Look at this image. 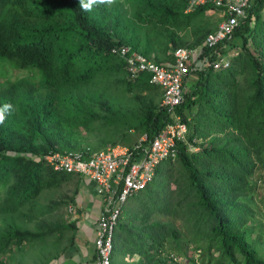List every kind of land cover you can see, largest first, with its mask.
<instances>
[{"label":"trees","instance_id":"obj_1","mask_svg":"<svg viewBox=\"0 0 264 264\" xmlns=\"http://www.w3.org/2000/svg\"><path fill=\"white\" fill-rule=\"evenodd\" d=\"M187 1L122 0L126 10L98 4L86 12L79 0H23L18 11L0 14V59L30 75L10 80L0 64V107L12 105L0 124V256L11 246L60 240L68 229L51 219L68 201L37 209L43 191L71 177L53 171L46 156L73 151L87 160L107 144L131 146L135 135L150 142L171 122L149 74L129 75L110 50L126 44L165 67L174 49L203 48L218 25L188 33L212 8L186 15ZM263 13L264 0H251L233 34L204 50L209 62L238 50L228 68L206 65L185 78L188 90L174 109L185 141L126 202L112 264L120 253L138 256L134 264H264ZM32 222L40 232L26 227Z\"/></svg>","mask_w":264,"mask_h":264},{"label":"built area","instance_id":"obj_2","mask_svg":"<svg viewBox=\"0 0 264 264\" xmlns=\"http://www.w3.org/2000/svg\"><path fill=\"white\" fill-rule=\"evenodd\" d=\"M251 0H188L185 14H193L203 7L217 11L220 18L217 29L209 34L203 48H176L173 50V64L159 66L138 53L127 58V70L131 75L146 72L150 82L162 90L161 107L171 117V122L147 142L142 136L131 146H108L93 153L84 160L82 153H52L45 160L55 172L77 175L95 183L96 193L102 206L96 222L94 249L96 264H112L113 237L115 228L128 199L144 190L153 180L156 167L168 157H174L175 145L185 141L187 126L174 114V109L183 102L185 78L190 70L209 65L213 70L228 68L230 60L221 58L209 62L203 56L204 50L215 48L230 37L240 20L246 17ZM114 52H116L114 50ZM128 48L122 47L120 55L127 57ZM192 149V145H188ZM195 150V149H194Z\"/></svg>","mask_w":264,"mask_h":264},{"label":"crops","instance_id":"obj_3","mask_svg":"<svg viewBox=\"0 0 264 264\" xmlns=\"http://www.w3.org/2000/svg\"><path fill=\"white\" fill-rule=\"evenodd\" d=\"M70 176L67 183L62 184H72L70 193L62 198L63 201H68L67 205L51 212L52 220L68 225L62 239L45 238L30 244L23 243L22 247H16L19 254L8 257L7 261L0 257V264H96L95 224L101 210L102 200L96 193L94 182L77 175ZM38 228L40 232L41 225L34 226L32 230L36 231ZM138 259V256L129 257L122 253L113 257L115 264H134Z\"/></svg>","mask_w":264,"mask_h":264},{"label":"rangeland","instance_id":"obj_4","mask_svg":"<svg viewBox=\"0 0 264 264\" xmlns=\"http://www.w3.org/2000/svg\"><path fill=\"white\" fill-rule=\"evenodd\" d=\"M118 2L121 4L122 0H114V2L111 5L115 6ZM121 6H122V9H124V10L127 9L126 5H122L121 4ZM131 13H132L131 9L128 8L126 16H125L126 17V25H128V20H129V17H130ZM263 18H264V13H263ZM219 22H220V18L218 16V13H217L216 10H212V9L206 10L204 12V14L202 15L200 21H198V22H197V20H192L191 21V26L190 25L188 26L189 27L188 28V33L191 30H193L195 27L202 28L205 25H207V26L209 25V27H214V26L218 25ZM180 35L182 36L183 34L180 33ZM237 54H238V50L234 49L231 52H229L227 57H225V58L230 60V58H232L233 56H235ZM3 65L5 66V68H4V71L2 73H3L4 76H7L10 79H13L15 77H20V76L27 75V72H20V71L13 70V69H11L10 66H8L5 63H3ZM2 79L3 78H0V80H2ZM187 90H188L187 88H184V91L187 92ZM131 132L134 133V131H131ZM135 137H136V139H135V141H136L139 138H141L142 135L141 136L135 135ZM108 146H111V145L107 144L105 149ZM258 186L260 187L259 188V194L261 195V199H262L264 197V192H263V189H264V174L263 173H260V175H259ZM71 189H72V184H69V185L64 184V185H62V187H59V190H45V191H43L38 196V198L36 199V202L38 204L37 209L43 210L45 208H48V205H49L48 203H50L52 201H55V200H59V199L65 198L66 194L67 193L69 194ZM260 195H258V197ZM132 206H133V202H131V203L129 202L128 203V207H132ZM46 216H47V213H45L42 216H40L39 219L42 218V217H46ZM34 224H35V222H32L31 224L26 225V227L29 228V229H34ZM186 250H189V248L186 247ZM18 252H19V250H17L16 246H13L11 251H8L7 253L1 255L0 257L3 258V260L7 261L8 257L10 258L13 255L19 254ZM196 257H198V256H196ZM182 264H186L185 261L182 262Z\"/></svg>","mask_w":264,"mask_h":264},{"label":"clouds","instance_id":"obj_5","mask_svg":"<svg viewBox=\"0 0 264 264\" xmlns=\"http://www.w3.org/2000/svg\"><path fill=\"white\" fill-rule=\"evenodd\" d=\"M22 2L23 0H0V14H3L5 13L6 11H18L19 9V6L21 7L22 5ZM114 2V0H79V4H80V7L83 11H86V12H90L92 11L93 9V6L94 5H98V4H106V5H111L112 3ZM117 5H121L119 2L117 3ZM112 6V5H111ZM188 15V14H186ZM122 47H125V48H128V55L127 57H123L122 55H120V50ZM189 49V48H188ZM114 50L116 52H114ZM173 52V51H172ZM132 53H138V52H135L132 50V48L129 46V45H126V44H117L115 45L114 47L111 48L110 50V54L115 57V58H119L120 60L124 61L125 63V70L128 72L129 75H131L129 73V71L127 70V58L129 57V55H131ZM140 54V53H138ZM142 55V54H140ZM143 56V55H142ZM144 58H146L145 56H143ZM147 60L149 61H152L154 62L155 64H157L154 60H150L148 58H146ZM2 63H5L7 64L8 66H10L7 62H3L2 59H0V64ZM158 65V64H157ZM4 66V65H3ZM5 67V66H4ZM11 67V66H10ZM11 69L13 70H16L15 68H12ZM4 70H1V73L3 72ZM18 71V70H16ZM20 72H27V71H20ZM140 73H143V72H140ZM146 73V72H144ZM139 74V73H138ZM137 74V75H138ZM148 74V73H147ZM137 75H134V76H137ZM29 73L27 72V75H24V76H20V77H15L13 79H10V80H14V79H17V78H24V77H29ZM133 76V75H131ZM7 77V76H6ZM35 76H33L34 78ZM1 78V77H0ZM8 78V77H7ZM149 83L151 84L150 82V75H149ZM153 85V84H152ZM157 88H159L158 86L156 85H153ZM160 89V88H159ZM161 93H162V90L160 89ZM161 104V103H160ZM12 111V105L9 104V103H5L2 107H0V124H2L6 118V114L10 113ZM10 154L12 155V152H10Z\"/></svg>","mask_w":264,"mask_h":264}]
</instances>
